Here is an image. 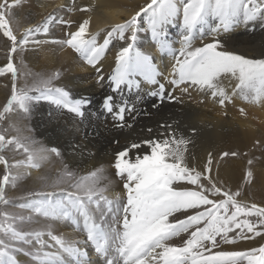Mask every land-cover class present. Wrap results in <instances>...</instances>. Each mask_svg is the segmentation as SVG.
I'll return each instance as SVG.
<instances>
[{
	"label": "snow or ice",
	"instance_id": "1",
	"mask_svg": "<svg viewBox=\"0 0 264 264\" xmlns=\"http://www.w3.org/2000/svg\"><path fill=\"white\" fill-rule=\"evenodd\" d=\"M19 3L0 0V31L11 42L7 62L0 66V77L10 74L11 79L10 97L0 110V264H21L20 255L33 264H264V244L244 251L223 248L264 237V206L238 199L243 186L233 190L213 174L211 153L202 170L190 166L186 158L190 141L171 131V125H161L165 129L161 138L131 143L115 154V175L124 181L126 190L123 199L106 195L102 168L78 176L64 165L54 177H39L41 190L28 192V201L18 205L27 216L6 210L13 205L6 188H15L17 180L11 170L38 169L47 158L44 152L61 157V151L56 147L36 150L30 147L35 143L32 138L21 136L16 124L2 127L8 114L15 111L26 119L42 103L54 106L48 112L51 123L71 114L72 127L64 130L86 137L101 135L109 124L131 128L127 117L135 119L137 105L145 96L155 98L158 103L152 107L158 108L166 102L184 104L186 97L191 99L196 93L199 103L210 99L224 109V116L237 99L264 106V58L229 51L220 39L221 33L240 25L254 29L258 24L264 29V0H150L122 23L92 33L88 16L65 39L51 41L36 37L47 36L53 22L67 27L74 22L62 16L57 19L53 13L18 38L9 15ZM93 7L80 11L91 12ZM75 10V6L68 9ZM145 17L144 30L150 31L161 53L172 57L163 68L151 52L137 47ZM177 21L178 48L168 39V30ZM115 42L121 43L106 80L103 65ZM43 43L73 49L94 69L97 84L109 91L98 103L89 95L74 98L65 87L56 86L61 76L58 70L33 74L31 83L21 86L13 54L29 44ZM239 113L247 117L243 107ZM9 130L16 135H7ZM142 147L147 149L143 154L138 151ZM5 150H23L26 159L10 162ZM238 155L224 152L221 158ZM247 163L243 179L251 184L253 160ZM33 214L65 221L83 238L54 234L50 225L44 230H23L21 224L31 222ZM177 238L180 243L174 242Z\"/></svg>",
	"mask_w": 264,
	"mask_h": 264
},
{
	"label": "bare ground",
	"instance_id": "2",
	"mask_svg": "<svg viewBox=\"0 0 264 264\" xmlns=\"http://www.w3.org/2000/svg\"><path fill=\"white\" fill-rule=\"evenodd\" d=\"M142 1L144 0H20L29 16L25 17V15H22L18 23H22L21 25L28 24L25 28L26 30L27 28L41 24L47 16L55 13L57 19L62 16L64 19L72 20L74 23L71 27H67L53 22L50 25V31L47 36L41 34L36 38L47 41L53 39L63 40L66 38L67 32L75 31L78 23L82 22V19L88 16L92 18L89 26V31L92 33L116 23H122L125 18L139 11ZM73 6H75L76 10L68 11ZM84 6L94 7L91 12L80 11ZM178 23V21L175 22L168 30V39L173 42L176 48L180 46V29ZM240 26L245 29L244 32L237 38L232 39V41L223 40L225 48L229 51L237 49L246 56H250L249 53H251V56H254L257 52L256 50H252L251 41L254 38L250 37L254 29L252 27L245 28L243 25ZM240 26L230 31L238 29ZM146 27L147 24L145 21L142 23L141 31L138 35L137 47H142V50L151 52L156 58L157 64L163 68L171 62L172 57L170 54L166 55L158 50L155 42L151 39L150 31L144 30ZM263 31L259 30L261 39L264 38ZM242 39H245L243 44H239V41ZM120 43L115 42L111 50L106 53V59L103 65V75L106 80L115 67L114 57ZM59 46V44L54 43H43L40 45L29 44L26 47L27 60L22 58V62H19V84L21 86L25 83L30 84L33 74L50 73L58 70L61 76L59 80L55 81L56 86L65 87L66 90L72 93L74 98L80 95H89L98 103L102 99L103 94L108 92L109 89L107 87L102 89L97 84L94 69L88 66L73 49L69 47L59 49ZM0 59L5 60V52L0 51ZM15 60L17 61L18 58H15ZM4 78L5 96L3 95L0 98V102L7 99V87L9 82H11L10 74ZM230 84V81H225L226 87L230 86ZM199 100L200 97L196 93H193L191 99L185 98L186 102L184 104L166 102L158 108H153L152 104L158 103V101L153 97L145 96L144 102L137 105L136 114H134L135 119L133 120L131 116L127 117L128 122L132 124L131 128L127 126L123 129L112 128V125L109 124L106 129L101 130V135L99 136L86 137L80 132L65 131V126L68 129L72 127L71 114L68 113H65L64 119L54 125L48 118V112L54 106L47 103H42L33 109L31 120L34 123L37 130L36 133H38L39 137L45 139L44 141L48 142L51 148H57L58 145H61L65 151L66 159L73 166L78 167L83 175L93 171V167L103 164L99 168L103 169L105 179L102 181V185H107L106 195L109 198L123 199L126 195V190L123 188L124 181L115 175L114 169L111 170L108 166L114 165L115 154L123 150L127 145L139 143L145 139L161 138L160 133L165 131L161 125H171V131H175L178 135H183L189 139L190 143L188 144L186 158L190 166H195L198 170H202L207 163L209 153H211L213 158V174L218 175V178L222 177V173H230L232 175L238 173L236 168L238 165L234 168L229 166L227 168L222 164L219 158L220 152L223 150H240L248 144L251 138L253 139L255 137V132L258 131V127L254 121V117L264 121V106L251 105L237 99L235 106L231 104L228 106V116H224L222 115L224 109H221L218 104L210 99L205 100L203 103H199ZM241 107L246 110L247 117H237L234 114V109L237 108L239 110ZM148 129L152 131L149 132ZM193 129H195V132L192 131ZM102 140H106V144H109L108 146L110 148L102 147L103 150L96 151L95 147L98 148L97 145L99 142L102 144ZM83 150H88L89 155H77V157L76 153ZM146 150V148L142 147L138 151L143 154ZM135 151L137 150H134L132 155H134ZM96 152L98 153L96 154ZM43 155L47 158L40 161L43 165L42 170L26 166L25 170L29 172V177H31L30 184L33 185H26L24 182H21L18 176L16 187H8L11 193L10 199L14 200L16 198L26 197L28 192L42 187V182L38 179L39 177L44 176L43 174H47L48 171L54 172L56 167L60 170L61 159L59 157L52 153H44ZM53 162L55 163L51 167ZM227 174L225 177H227ZM262 174L264 176V171H262ZM22 201L26 203L28 198ZM6 210L25 216L29 215L26 210H21L17 205H12ZM49 225L54 234H65L71 239L83 238L82 234H78L69 223L65 221H49L35 214H33V220L21 224V228L26 231L44 230ZM45 238L47 239V237ZM18 258L28 260L29 257L20 255ZM25 262L24 264H28ZM30 262V264H33L31 260Z\"/></svg>",
	"mask_w": 264,
	"mask_h": 264
},
{
	"label": "rangeland",
	"instance_id": "3",
	"mask_svg": "<svg viewBox=\"0 0 264 264\" xmlns=\"http://www.w3.org/2000/svg\"><path fill=\"white\" fill-rule=\"evenodd\" d=\"M148 2H150V0L148 1H142L140 3V6L143 7L145 6ZM9 3H12V0H9ZM28 9V8H27ZM22 15L29 16L27 15V11L25 10V6L21 4V2L16 5L15 7L12 8L11 13L9 15V20H10V25L13 29L14 34L17 35V37L19 38L23 32L25 31V28L28 26V24L26 25H21L22 23H18L19 19L21 18ZM27 19V18H26ZM146 21V17L144 22ZM251 27V26H249ZM257 28V29H256ZM245 29L241 28V26L238 29H235L233 31H228L226 33H221L220 35V39L222 40H226V41H232V39L237 38L241 33L244 32ZM255 30V31H254ZM254 30H252L253 32L251 33L250 37L254 38V40H252V50H256L257 53H255L254 56H250L247 55V57L249 58H256V59H260V58H264V38L261 39V36L259 35V30H264L262 29L258 24L256 25V27L254 28ZM257 32V33H256ZM264 35V31L262 32ZM210 39V38H209ZM245 39H242L241 41H239V44H243V41ZM207 42V40L205 41ZM199 41H197V46L199 45ZM245 43V42H244ZM224 44V42H223ZM250 45V44H249ZM11 47V42L3 36L2 31H0V51L1 52H5V60L0 59V66H3L6 62H7V54L8 51ZM225 47V45H224ZM60 48H64L61 45L59 46ZM141 50L143 49L142 47H139ZM26 48L23 50L18 49L17 53L13 54V62L16 64V66H19V62H22V58L26 59ZM237 49H234L233 52L240 54V55H245L242 54L243 52L239 51ZM246 56V55H245ZM15 58H18V60L16 61ZM60 67V65H59ZM4 82H5V78L1 77L0 78V98L4 95L5 96V91H4ZM11 82H9V85L7 87V99L10 97V92H11ZM7 99L3 100L2 102H0V110H2L3 106L7 103ZM234 114L237 117H241L239 110L237 108L234 109ZM254 121L257 124L258 127V131L255 132V137H253V139L251 138V140L248 142L247 145H245L244 148L240 149V150H236L235 152L240 153L241 155H238L236 157H223L222 153L224 152H233L231 150L226 151L223 150L220 152V161L222 162L223 165H225L227 168L229 167H236V165H238L236 168L238 170V173L236 174H227V177L225 173H222V177H219V179L229 188L236 190L239 186H243V191L241 192L240 197H238V199H243L245 201H248L250 203H257L261 206H264V176L262 174V171H264V121L259 120L258 118L254 117ZM9 123H14L16 124L20 129V135L21 136H30L32 138V140L35 142L34 145H30V147L35 148L36 150H40V149H51V146L48 144V142H45V139H42L39 137L38 133H36V128L34 126V123L31 120V116L29 118H23L21 114H19L18 112H13L8 114V119H6L3 122L2 127L4 128H8ZM259 124V125H258ZM28 125V126H27ZM262 131V132H261ZM7 135L11 136V135H16V133L14 131L9 130ZM90 137V136H89ZM42 141H41V140ZM106 141V140H105ZM104 140H102V144L101 142L98 143V148H96V151H101L103 150L102 147H107L108 149V145L106 144L107 141L105 142ZM257 141L259 142L257 144ZM64 142V141H63ZM40 143V145H39ZM101 146H100V145ZM100 146V147H99ZM111 146V145H110ZM11 147V146H10ZM57 148L60 149L61 151V157H59L60 160V165L61 168L60 170L63 169L64 165H67L68 168L72 171H74L78 176L83 175L82 171L76 167L73 166L67 159H66V155H65V151L63 149V147L61 145H58ZM110 148V147H109ZM114 150V149H112ZM87 151V152H86ZM113 152V151H112ZM46 154H51L50 152H44ZM43 153V154H44ZM85 155H84V154ZM98 152H96L97 154ZM18 154V155H17ZM22 154V155H21ZM4 155L6 156V158L9 159L10 162L14 161V160H24L26 159V154L23 152V150H17V151H10V150H5ZM87 156L89 155L88 150H83L80 152L76 153V156ZM77 156V157H78ZM249 159L253 160V164L251 165V169L253 172V180L251 182V184H247L244 182V176L249 168V165L247 163V161ZM41 163V162H40ZM55 162L52 163L51 167L54 165ZM103 164H100L96 167H93V170L98 169L99 167H102ZM109 169H114L113 164L108 166ZM43 165L41 164V167L39 168L40 170H42ZM26 166H23L21 168H13L11 171L13 173L14 176H17V179L20 177L21 182H24L26 185L28 186H32L33 184H30V180L31 177H29V172H27L26 170ZM58 170V168H55L54 172H50L48 171L47 174H43L44 176L48 175L49 177H54L55 176V172L56 174L60 171ZM115 170V169H114ZM225 174V176H224ZM239 174V175H238ZM3 175V165H0V177H2ZM19 176V177H18ZM224 176V177H223ZM235 176V177H234ZM9 187V186H8ZM8 187L6 188V195L8 197H10V192L8 190ZM42 188V187H41ZM41 188H35V191H40ZM50 190V189H49ZM22 198V197H21ZM16 198L13 200V205H19L20 203H23L22 200H26L27 196L24 198ZM25 223V222H24ZM180 239L181 238H177L174 242L175 243H180ZM261 244H264V237H256L254 240L252 241H243V242H239L235 245H223L224 250H237V251H244L247 250L251 247H259ZM20 259V258H18ZM21 260V264L28 263L30 264V258H28V260Z\"/></svg>",
	"mask_w": 264,
	"mask_h": 264
}]
</instances>
